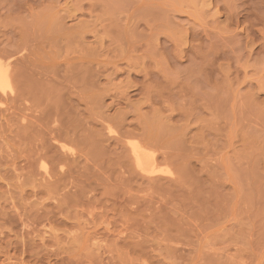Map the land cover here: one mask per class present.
I'll list each match as a JSON object with an SVG mask.
<instances>
[{
    "label": "rangeland",
    "instance_id": "obj_1",
    "mask_svg": "<svg viewBox=\"0 0 264 264\" xmlns=\"http://www.w3.org/2000/svg\"><path fill=\"white\" fill-rule=\"evenodd\" d=\"M0 264H264V0H0Z\"/></svg>",
    "mask_w": 264,
    "mask_h": 264
},
{
    "label": "bare ground",
    "instance_id": "obj_2",
    "mask_svg": "<svg viewBox=\"0 0 264 264\" xmlns=\"http://www.w3.org/2000/svg\"><path fill=\"white\" fill-rule=\"evenodd\" d=\"M1 83H2V82H1ZM9 86H10V85H9ZM4 87H5V86H4ZM4 89H6V88H4ZM138 150H139V149H138ZM138 155H139V154H138ZM138 158H139V157H138ZM140 158H141V157H140ZM140 158H139V159H140ZM146 160H147V159H146ZM148 160H149V159H148ZM148 160H147V161H148ZM139 161H141V160H139ZM142 161H143V160H142ZM137 163H138V162H137ZM140 163H141V162H140ZM152 163H153V162H152ZM140 165H141V164H140ZM140 165H139V168H140ZM136 166H137V165H136ZM153 167H154V166H153ZM160 170H161V169H160ZM142 171H143V170H142ZM142 171H141V172H142ZM152 172H153V171H152ZM152 172H150V173H152ZM155 172H156V171H155ZM155 172H154V173H155ZM161 172H162V170H161ZM156 173H157V172H156ZM163 173H164V172H163ZM165 173H166V172H165Z\"/></svg>",
    "mask_w": 264,
    "mask_h": 264
}]
</instances>
